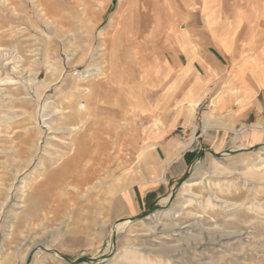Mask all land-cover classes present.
<instances>
[{"label":"rangeland","instance_id":"obj_1","mask_svg":"<svg viewBox=\"0 0 264 264\" xmlns=\"http://www.w3.org/2000/svg\"><path fill=\"white\" fill-rule=\"evenodd\" d=\"M86 2L45 0V17L35 0H0V264H264V145L219 152L197 143L214 90L198 106L164 99L176 77L171 28L182 54H224L216 34L235 38L236 51L261 52L264 0ZM111 63L119 80L108 86ZM191 77L180 76V90ZM225 77H215L217 90L229 89ZM76 86L91 91L88 108ZM97 129L112 146L92 197L43 186L29 201L55 167L48 152L87 145ZM160 130L191 156L178 179L167 180L154 153Z\"/></svg>","mask_w":264,"mask_h":264},{"label":"crops","instance_id":"obj_2","mask_svg":"<svg viewBox=\"0 0 264 264\" xmlns=\"http://www.w3.org/2000/svg\"><path fill=\"white\" fill-rule=\"evenodd\" d=\"M214 38L216 46L221 50L219 52L224 54H196L195 52L182 54L180 47L177 54L171 53L170 68L176 75L174 78L176 86L173 87V82L171 83L165 98L171 100L174 97L177 102L188 107L189 103L194 101V104L198 106L207 96H210L211 90H214L209 99V112L204 113L200 119L201 128L197 134V143L219 152L263 146L264 51L251 53L247 50L236 51L235 38L219 34L214 35ZM223 56H227L228 60L226 61ZM167 69L162 68V71L167 73ZM220 74L226 75L224 84L228 85L229 89L217 90V86L213 84L215 77ZM182 75L192 77L189 85L180 90ZM165 103L163 102L161 107ZM168 135H170L169 132L160 130L153 134L151 139L155 143L154 153L158 155L160 167L170 181L184 175L192 159L188 154L179 153L178 137L170 138ZM129 207L134 208L131 204Z\"/></svg>","mask_w":264,"mask_h":264},{"label":"bare ground","instance_id":"obj_3","mask_svg":"<svg viewBox=\"0 0 264 264\" xmlns=\"http://www.w3.org/2000/svg\"><path fill=\"white\" fill-rule=\"evenodd\" d=\"M79 1V0H78ZM86 1V0H85ZM93 1H96V0H87L88 3H92ZM103 1V0H101ZM238 1V0H237ZM249 1V0H248ZM81 2V1H80ZM86 2V3H87ZM100 2V1H99ZM247 2V1H246ZM35 3H36V8L38 10V12L42 15V16H45L46 15H50V11L53 7V5L51 6V4L49 3H45V0H35ZM89 4V5H90ZM88 5V4H87ZM125 5H127L125 3ZM223 5V4H222ZM238 5V4H237ZM54 6H57V3L54 4ZM99 6V5H98ZM122 6V5H121ZM124 6V4H123ZM235 6V5H234ZM233 6V8H234ZM91 7V6H90ZM243 7V6H242ZM249 7V6H248ZM58 8V7H57ZM87 8V7H86ZM95 8V7H94ZM253 8V7H252ZM258 8V7H257ZM256 8V10H257ZM61 9V8H60ZM104 9V7H103ZM124 9V8H123ZM222 9V8H221ZM224 10L225 9H228L227 6L223 8ZM255 9V8H254ZM253 9V10H254ZM95 9H93L94 11ZM122 10V9H121ZM223 10V12H224ZM229 10V9H228ZM234 10V9H233ZM125 11V10H124ZM263 11V9H262ZM98 12V11H97ZM96 12V13H97ZM95 13V12H93ZM99 13V12H98ZM121 14V13H120ZM225 14V13H224ZM253 14L252 13V17H253ZM40 15V16H41ZM97 15V14H96ZM226 15V14H225ZM261 15V14H260ZM93 18H94V15H92ZM99 16V15H98ZM97 16V17H98ZM44 17V18H45ZM61 17V16H60ZM96 17V16H95ZM136 17V16H135ZM53 19V18H52ZM212 23L215 22L216 20V17H212ZM262 20V19H261ZM260 20V21H261ZM122 21V20H121ZM64 22V21H62ZM176 22V21H175ZM232 22V21H231ZM123 23V22H122ZM262 24V23H261ZM264 24V23H263ZM263 24L261 26H263ZM119 23L116 21L114 22V25L113 26H118ZM177 25V23H176ZM56 27V26H55ZM116 28V27H115ZM159 28H162L161 27H155V28H152V30H150V32H152L153 34L154 33H157L159 31ZM175 28H177V26H175ZM118 29L115 30V34H114V38L116 33H117ZM241 31V30H240ZM119 32V31H118ZM125 33V32H124ZM172 34V35H170ZM170 34H165V38H169L170 36H173L174 35V45H173V51H177L178 52V49H179V46L181 44V41H180V38H179V35H177V31H175L174 33V29L171 28V33ZM176 34V35H175ZM128 36H129V32H128ZM162 36V34H161ZM160 36V37H161ZM164 36V34H163ZM120 37H125V34H123L122 36ZM157 37V36H156ZM154 37V38H156ZM263 37V36H262ZM261 37V38H262ZM153 38V39H154ZM171 38V37H170ZM241 38V34H240V37ZM238 38V39H239ZM243 38V37H242ZM260 38V37H259ZM118 39V38H117ZM160 39V38H159ZM173 39V38H171ZM263 39V38H262ZM158 40V39H157ZM237 40V39H236ZM129 41H133V40H129ZM162 42V40H160ZM168 41V40H167ZM202 41V40H200ZM239 41V40H238ZM242 41V40H241ZM241 41H239L240 43H242ZM115 39L113 41V45H111V49H110V54H115ZM159 42V41H158ZM203 42V41H202ZM237 42V41H235ZM234 42V43H235ZM262 44V40L260 41L259 40V44ZM137 43V42H136ZM264 43V42H263ZM156 44V43H155ZM133 45V44H132ZM131 45V46H132ZM151 45V44H150ZM235 45V44H234ZM135 46V45H134ZM237 46V45H236ZM235 46V47H236ZM261 46V45H260ZM168 47V46H167ZM255 47V46H254ZM132 48V47H131ZM163 48V47H162ZM130 49V48H129ZM235 49V48H234ZM257 49V48H256ZM133 50V49H132ZM165 50V47L163 48V50H161V47H160V51H162V53L164 52ZM237 50V49H236ZM131 51V49H130ZM154 52V51H153ZM156 52V51H155ZM172 52V50H171ZM249 53V50L247 51ZM255 52V51H254ZM130 53V52H128ZM157 53H158V50H157ZM236 53V52H235ZM155 54V53H154ZM233 54V53H232ZM235 55V54H234ZM236 56V55H235ZM237 57V56H236ZM238 58V57H237ZM205 59V58H204ZM243 63V61H242ZM242 65V64H241ZM240 65V66H241ZM238 66V65H237ZM238 68V67H237ZM105 77V75H104ZM107 80H106V83L108 86H112L113 83L117 82L119 80V71H118V68H117V64L115 63H111L110 64V67H109V71H108V74H107ZM125 77V76H124ZM247 77V76H246ZM130 75H129V80L130 79ZM220 78V77H219ZM128 79V78H127ZM233 81V80H232ZM236 81V80H234ZM233 81V82H234ZM250 81V80H249ZM76 82V81H75ZM85 82V80L83 81ZM252 82V81H251ZM91 83V82H90ZM128 83V82H126ZM232 83V82H231ZM250 83V82H249ZM98 84V83H97ZM176 81L173 83V87L176 86ZM233 84V83H232ZM74 85V84H73ZM79 85V84H78ZM238 85V84H237ZM253 85V84H252ZM120 86V85H119ZM234 86V84H233ZM77 89L81 88V92H84L83 93V97L84 99H86V103H85V108H88L89 107V104L93 101H95L94 99H90L88 98L90 96V93L91 91L89 89H87V87H84V86H76ZM117 87V86H116ZM254 87V86H253ZM102 88V87H101ZM120 88V87H119ZM110 90V89H109ZM73 91V90H72ZM80 91V90H79ZM105 91V90H104ZM170 93V91L168 92ZM78 94V93H77ZM76 94V95H77ZM167 94V93H166ZM96 95V94H95ZM100 95V94H99ZM75 96V95H74ZM112 97V96H111ZM166 97V96H165ZM74 98V97H73ZM76 98V97H75ZM72 99V98H71ZM99 100V99H98ZM166 100V98H165ZM71 101V100H70ZM164 101V100H163ZM174 101V100H173ZM174 104V103H173ZM177 108V107H176ZM73 109V108H72ZM139 109V107H138ZM85 110V109H84ZM140 110V109H139ZM84 114V113H83ZM82 114V115H83ZM86 114V113H85ZM92 114V113H91ZM75 115V114H74ZM93 116V115H92ZM74 117V116H73ZM89 117V116H88ZM95 117V116H94ZM71 118V117H70ZM77 118V117H76ZM81 118V117H80ZM90 118V117H89ZM88 118V119H89ZM72 119V118H71ZM75 119V118H74ZM73 120V119H72ZM126 119H124L125 121ZM130 120V119H129ZM88 122V121H87ZM86 123V122H85ZM94 123V121H93ZM83 124V122H82ZM96 124V123H95ZM94 125V124H93ZM114 125V124H113ZM87 126V125H85ZM155 126V125H154ZM131 127V126H130ZM74 129V127H72ZM92 128V127H91ZM115 128V127H114ZM113 128V129H114ZM77 130V129H76ZM87 130V128H86ZM90 130V129H88ZM92 130V129H91ZM73 131V130H71ZM131 131V130H130ZM82 132V131H81ZM112 132V131H111ZM75 133V132H74ZM77 133V131H76ZM79 133V132H78ZM110 134V133H109ZM134 134V132H133ZM73 135V134H72ZM107 135V134H106ZM112 134H110L109 136H111ZM130 135V134H129ZM84 136V135H83ZM119 136H122L119 134ZM78 138V137H77ZM80 138V137H79ZM137 138V137H136ZM71 140V139H70ZM88 140V139H86ZM119 140V139H118ZM123 140V139H122ZM130 140H132L130 138ZM136 140V139H135ZM143 140V139H142ZM145 140V139H144ZM117 141V140H116ZM69 142V140H68ZM67 143V142H66ZM131 143V142H130ZM70 144V142H69ZM112 143H110L109 141L106 142L105 140H103L101 138V133L99 132V130L97 129L96 131L93 130L89 136V140L87 142V145L86 143H82L81 141H74L72 140L71 141V145L68 146V148H66L68 150L69 153L67 154H62L60 152H58L57 150L56 151H50L48 152L47 156L48 157H51L50 160H48V165L49 166H55L54 168H52L47 174H45V180L44 182L42 183H35L34 186L32 187V190H31V193H28L27 194V198L29 201H33L35 202L36 200L39 199V190L40 188L42 187V189L44 188L43 186H45V188H47L49 191H53L55 189H61L62 186L68 188V189H71V191H74L76 193H79V194H83V195H86V197L88 198H91L92 197V190L93 189H98L102 186V182L101 180L99 179V172H100V162L102 160V156H104L107 151L109 150V147L112 146L111 145ZM64 145V144H63ZM68 145V143H67ZM89 145V146H88ZM129 145V144H128ZM132 145V144H131ZM82 146L83 147V150H82ZM52 147V146H50ZM55 147L57 148H61V146L59 144H56ZM116 147H119V146H116ZM128 147V146H127ZM54 148V147H52ZM55 149V148H54ZM66 150V151H67ZM113 150V149H112ZM64 151V150H61V152ZM118 151V150H117ZM65 152V151H64ZM120 154V153H119ZM115 155H118L117 152ZM117 158V157H116ZM122 158V157H121ZM48 159V158H47ZM45 159V160H47ZM105 159V157H104ZM110 160V159H109ZM118 160V159H117ZM125 161V160H124ZM127 161V160H126ZM170 161V160H169ZM44 162V160H43ZM60 162L59 166H56L58 163ZM113 162V161H112ZM114 163V162H113ZM43 164V163H42ZM47 164V163H46ZM108 166V165H107ZM117 166V165H116ZM119 166V165H118ZM117 166V167H118ZM114 167V166H113ZM112 167V169H113ZM111 169V168H110ZM118 169V168H117ZM42 170V169H41ZM44 171V170H43ZM43 173V172H42ZM102 173V172H101ZM42 175V174H41ZM38 176V175H37ZM115 178V177H114ZM39 180V179H38ZM114 180V179H113ZM111 182V181H110ZM126 182V181H125ZM130 183V182H129ZM110 184V183H109ZM108 185V184H107ZM114 185V184H113ZM131 185V184H130ZM26 186V185H25ZM25 186L23 187H20L19 190L22 191L23 189H25ZM30 186V185H29ZM28 188V186H26ZM26 188V190H27ZM111 188V187H110ZM133 188V187H132ZM44 190V189H43ZM47 190V191H48ZM110 190H113L112 188ZM62 191V189H61ZM114 191V190H113ZM102 192V190H101ZM115 192V191H114ZM48 195L50 193L46 192ZM53 193V192H52ZM59 193V192H58ZM111 193V192H110ZM23 194V193H22ZM26 194V193H25ZM67 193H65L66 195ZM101 194V193H100ZM43 195V194H42ZM55 195V194H54ZM61 198L62 196V193L59 194ZM58 195V196H59ZM98 195V194H97ZM25 196V195H24ZM64 196V195H63ZM44 197V196H43ZM80 197V196H79ZM24 198V197H23ZM50 198V197H49ZM56 197L54 196L53 198V201ZM79 199V198H78ZM51 200V199H50ZM56 200V199H55ZM81 200V198H80ZM24 201V200H23ZM60 201V200H59ZM66 201V200H65ZM68 201V200H67ZM55 202V201H54ZM69 202V201H68ZM57 203H58V200H57ZM57 206L60 207V204H57ZM70 203V202H69ZM95 203V202H94ZM87 206V205H86ZM73 207V206H72ZM74 208V207H73ZM81 209H83L81 207ZM174 211V210H173ZM175 212V211H174ZM25 218V217H24ZM12 228V226H11ZM18 228V227H17ZM12 231V229H11ZM12 237V236H11ZM16 239V238H15ZM11 241V240H10ZM16 241V240H15ZM11 243V242H10ZM9 249V247H8ZM26 254L25 256H23L22 258V263L25 261L26 259ZM133 261V260H131Z\"/></svg>","mask_w":264,"mask_h":264}]
</instances>
